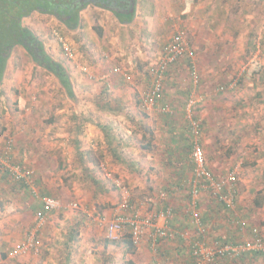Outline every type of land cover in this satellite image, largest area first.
<instances>
[{"label": "rangeland", "instance_id": "1", "mask_svg": "<svg viewBox=\"0 0 264 264\" xmlns=\"http://www.w3.org/2000/svg\"><path fill=\"white\" fill-rule=\"evenodd\" d=\"M189 19L193 31L189 27L184 28L194 47L195 57L185 58L172 67L173 83L169 84L165 78V86L173 85L170 89L173 87L174 113L170 116H173L174 134L178 136L180 129L188 130L187 106L193 100V112L203 127L200 141L210 170L218 178L230 172L238 174L240 193L234 210L229 211L216 203L208 191H202L197 198L192 197L188 183L192 178L193 150L187 148L186 151L185 144L175 147L174 142L173 163L179 162L181 167L185 165L187 173L180 174L173 166V172L166 170V176L162 175L165 172L155 161V151L158 153L159 148L155 144L153 154L141 156L140 167L130 171L123 180L113 172L108 173L111 180L98 174L108 185L109 192L102 194L97 191L98 186L91 182L89 176L91 171L86 173L83 168L81 171L69 168L73 166L72 140L69 141L73 129L70 115L75 104L65 96V90L52 75L36 67L25 51L17 48L9 59L0 87V152L11 137L14 140L11 154L14 161L25 162L33 169L31 187L35 210L42 204L40 199L43 196L56 198L61 207L49 214L45 226L37 234L36 251L34 249L30 256L20 260H9L0 254V264H59L67 255L64 242L71 229H76L78 235L77 242L72 245V264H126L131 258L126 248L110 243L106 230L98 228L94 222L96 215L107 216L120 203L121 193L113 187L116 179L122 181L135 203L153 206L155 201L160 208L172 207L173 229L189 232V239H177L173 245L167 244L166 247H173V255H168V264H190V246L197 236L188 213L193 200L198 203L201 216H205V211L210 215L208 223L204 224L211 229V238L217 237L212 230L220 228L219 231H223L228 224L232 228L229 231L235 232V240H243L237 235L235 218H242L250 226L258 227L264 236V177H260L264 168V0H193ZM28 21L25 20L32 24ZM33 23L42 30L50 29V36L55 31L61 36L64 34V38L68 36L64 32L62 34L51 18L39 15ZM151 63V67L157 64ZM171 74L172 70L167 74L169 78H172ZM75 96L76 107L82 108L76 112L81 114L83 110L86 115H91L88 105L98 102L100 95ZM156 113L154 110L144 112L142 108L133 113L146 122L143 124L147 130L146 145H151L149 142L154 140L153 126L149 122L157 118L154 116ZM119 115L123 117V114ZM133 130L137 132L138 128ZM88 135L89 130L85 132L86 138ZM88 143L87 147L84 144L86 151L90 150ZM184 153L187 155L185 159L180 157L185 156ZM91 157L101 160L104 152L101 149L96 153L91 151ZM110 163L120 166L112 160ZM0 177V215L9 217V212H16L12 206L14 195L10 194L13 184L3 178L1 172ZM164 178L173 182L172 191L161 189ZM179 183L183 184L180 188ZM160 189L172 193L167 200L158 203ZM259 201L262 206H257ZM37 216L35 213L34 218H30L32 229L37 224ZM24 218L25 222L26 216ZM202 220L206 219L202 217ZM4 226L6 229L13 225L8 222ZM2 234L0 232V236ZM250 238L251 234L245 237ZM133 258L140 261L138 254ZM225 260L224 264H235L232 259ZM251 262L264 264V256L256 255L253 260L236 264Z\"/></svg>", "mask_w": 264, "mask_h": 264}, {"label": "crops", "instance_id": "2", "mask_svg": "<svg viewBox=\"0 0 264 264\" xmlns=\"http://www.w3.org/2000/svg\"><path fill=\"white\" fill-rule=\"evenodd\" d=\"M191 1L190 11L186 12L187 0H137L134 18L131 23L123 22L120 17L110 11L100 8H87L81 12L79 26L74 30H67L55 19L40 13H34L26 19L27 21L29 20V23L32 22V24H27V22H25V24H27V26L30 25L29 27L38 33L44 42L47 43L48 52L68 69L75 95L79 94L80 97H91L92 95L102 96L106 94L111 97V100L107 101V104H102L105 106H98V102L93 104L90 103L88 105L90 113H92L91 116L93 117L91 118V123L86 126L88 128L87 130H89L88 138L85 136L86 129L84 135L81 137L83 145L86 144V147L87 142H89L90 150L88 151L90 152V155L91 151L96 153L99 149L104 152L103 159L98 161L94 160L95 163H87L91 174L93 176L97 174L94 177L102 183L104 182L103 179H105L106 176L108 177V173L110 172H113L115 175H120V178L123 180V177L127 176L132 169H135L134 167L136 165H138L136 166L138 169L141 165L139 164L141 156H145L146 154L152 155V149L155 148V144L159 146L158 153L155 151V161L159 165L158 168L164 170L165 173H161L162 175L165 174L166 176V170L173 172V166L180 171V174L187 173L185 165L181 167L179 162L173 163V142L176 144L175 147H177V145L182 147V144H185L186 151H188L187 148L193 150L191 134L189 130L185 128L184 130L180 129L178 136H176L174 134L175 125L173 126V116L162 114L159 111V109H161L160 107L165 106H169L173 109V87L170 89L173 85H167L164 87V94L158 103V110H154L157 112L154 116L157 118L150 119L149 123L153 126L151 129L153 134L152 132L151 134L154 139L151 141L149 140L151 145L145 144L147 137L146 126H143V124L146 123L145 120L138 115H133V113L137 111V108H141V98L152 85L150 69L153 63H149L152 61L158 63L161 59V54L165 45L171 40L172 36L179 31H183L185 34L187 33L184 28L185 26L193 31V28L189 25V22H191L189 14L193 5V0ZM39 15L51 18L55 22V25L60 26V29L63 32L67 31L66 35L68 36L65 37V39L73 51L72 57L64 51L61 43L57 42L54 32L53 36H50V29L47 30L44 28L45 30H42L39 26H35L33 21L39 19ZM189 44L194 48L190 42ZM172 67L173 65L170 68ZM145 69H147V71H145ZM171 70L172 74L170 76L172 78H169V75L166 77L169 84L173 83V68ZM171 70L169 69V71ZM75 89H77L79 93L76 92ZM65 96L68 97L66 92ZM134 97L135 99L138 98V103L137 101L135 102ZM71 101L76 106V96L74 97V100ZM119 114H123V117L120 118L122 115ZM108 115H112L113 117L109 118ZM104 117H106V119H104ZM99 121H103L105 126L112 128L110 133L112 135L109 137L110 142H107L104 134L98 129L99 127H97V125L99 124ZM136 127L138 128L137 132L133 130L136 129ZM71 140L72 138L69 139V141ZM181 141L184 142L181 143ZM86 147H84L85 150ZM72 152L73 156L71 155V165L73 166H69V168L76 169L74 171H81V163L76 159L74 150H72ZM184 154L185 156L180 157L185 159L187 155L186 153ZM116 156L119 157V159H116ZM111 160L117 162L120 166H113V164L110 163ZM20 163L25 164V162L21 161ZM131 165L133 167H131ZM0 172L2 173L3 178L13 184L10 194L14 195L12 206L14 210H16V212H9V217L6 215L2 217L0 215V232H3L0 236V254L9 260H20L30 256L31 253L26 256L17 257H10L9 253L26 241L27 236L33 230L31 225L33 222H30V218H34L35 213L37 215L39 214V211L43 208V202L42 199H40L42 204L36 206L35 210L31 185L15 182L11 178V175L1 168ZM98 174H101L103 179L100 178ZM261 176L264 177V168L260 171V177ZM262 180L264 181V179ZM116 181L118 180L116 179ZM118 182L122 183V181ZM162 183L163 185H161V189L164 190L165 188H168L171 189V191L173 190L171 184L173 182L170 180H165L164 178ZM179 184L180 188L183 184ZM163 190L158 192V203H160V200L164 201L162 193H168V197L169 194L172 193L171 191ZM116 191L118 190L116 189ZM120 195L122 196V193ZM153 203V206L150 205V203H144L145 206H143V209L146 212L152 213L156 210H161L159 204H156L155 201H153ZM150 206L151 208H149ZM113 213L114 209L109 215L103 216V218L109 220L112 218ZM98 215L95 216L94 222H96L95 224L98 228L101 227L105 229L99 224L97 218ZM25 216L26 221L24 222ZM201 217L206 219L202 220L204 224L207 222L210 215H207V212L205 211V216ZM8 222L13 226H8V228L3 229L5 227L4 225ZM171 227L173 228V220L171 222ZM205 227L208 229L209 234H211L209 231L211 229L207 227V224ZM224 227H227L228 229H225L227 230L226 234L224 232L225 230L219 231V228L217 231L212 230L214 235L223 241L228 240V242H236L235 232L231 231V226L226 224ZM251 228L252 226L250 225L245 231H241L237 228V235L241 236L242 239H245L247 235H250ZM229 229L231 230L229 231ZM168 243L163 244L160 248V260L156 259L147 241H145L139 248H136L135 251H130L125 245L124 247L126 248L127 254L131 257L128 261H133L136 264H168V255H173V241L170 242L172 248L166 247ZM179 251L180 250H178V252ZM137 254L140 256L139 262H136L133 258ZM254 258H256V255L243 254L238 259L232 261L236 264V262H242L249 259L253 260ZM189 259L188 262L193 264L194 259L191 255H189ZM225 262L226 260H222L221 264H224ZM59 264H61V261Z\"/></svg>", "mask_w": 264, "mask_h": 264}, {"label": "built area", "instance_id": "3", "mask_svg": "<svg viewBox=\"0 0 264 264\" xmlns=\"http://www.w3.org/2000/svg\"><path fill=\"white\" fill-rule=\"evenodd\" d=\"M55 38L61 43L64 51L73 56V51L66 39L55 31ZM195 51L190 46L187 36L183 31L177 32L165 45L161 54V59L150 69L152 77V87L143 94L141 98V108L144 112L158 110V103L164 94L165 78L170 67L185 58L193 59ZM195 102L193 100L187 106L188 128L192 138L193 166L192 178L188 183L190 194L197 198L201 191H208L216 202L222 204L227 210L232 211L236 206L239 196L238 174L230 172L223 178L216 177L209 169L205 152L201 146L203 133L202 124L196 119L193 112ZM162 114L173 115L174 110L169 106L160 107ZM14 140L9 137L5 141V148L0 152V168L11 175L15 182L31 185L34 178V171L26 164L15 162L12 157ZM108 178L111 175L108 174ZM119 181V180H118ZM115 181L122 199L114 209L112 218L106 220L98 215L99 224L106 229L111 241H122L128 234L131 236L133 245L139 248L145 241L149 243L150 249L157 260L160 255V248L165 243H170L177 239L187 240L190 234L186 230H175L171 227L174 217L173 208H161L155 212H146L143 203H135L128 190L121 182ZM163 200L168 198V193H162ZM43 209L37 216V224L32 232L27 236L24 243L9 253L10 257L26 256L37 250V234L45 226L48 214L59 210L60 202L53 197H43ZM77 207V205H74ZM190 223L194 225L197 236L191 242L190 254L194 259L193 264H221L225 259H238L243 254L264 256V236L258 227L250 229L251 238L241 241L226 242L218 237L211 238L208 229L202 221L201 213L198 210V203L193 200L188 210ZM236 227L245 231L249 228V223L242 218H235Z\"/></svg>", "mask_w": 264, "mask_h": 264}, {"label": "trees", "instance_id": "4", "mask_svg": "<svg viewBox=\"0 0 264 264\" xmlns=\"http://www.w3.org/2000/svg\"><path fill=\"white\" fill-rule=\"evenodd\" d=\"M191 3V0H187L186 12L190 11ZM80 11L81 7L79 5L74 6V0H0V87L2 86L11 55L15 49L22 48L29 56L33 64L44 70L46 73L52 75L57 80L61 88L65 90L68 97L73 100L75 94L73 92V86L68 69L48 52L47 43L44 42L40 35L32 28L25 25V20L34 13H40L55 19L67 30H74L80 23ZM117 16L120 17L123 22L131 23L134 18V13ZM56 27L60 29L59 25ZM64 33L67 34V31ZM97 101L98 103H96L98 106L107 104L108 96L104 94L100 96ZM74 108L75 110L73 109L70 115L71 123L73 124L72 147L76 159H78L81 163V167L86 173H90L87 163L95 162L91 157L90 152L84 149L81 137L84 135L86 126L91 123V118L93 116L89 114L86 115L87 112H84L83 110L81 114H78L76 111L79 110V108L76 106H74ZM98 123V129L104 134L107 142H110L109 137L112 135L110 134L112 128L105 126L103 121H99ZM116 159H119V157L116 156ZM136 166L134 167L135 169H132V171L137 170ZM131 167L133 166L131 165ZM89 176L92 183L98 186L97 191L102 194L109 192L108 185L105 182H100V180L96 179L92 174H89ZM113 187L115 190L117 189L119 191L116 183H114ZM257 206H262V203L260 201L257 202ZM77 236L76 229H71V231L67 234V239L64 242L65 248L67 249V255L61 259V264L73 263L72 259L74 254L72 251V245L77 242ZM130 237L131 236L127 234L122 241H110V243L123 246L125 245V247H127L130 251H135L136 247L133 245ZM226 242H228V240H226ZM126 264L136 263L133 261H127Z\"/></svg>", "mask_w": 264, "mask_h": 264}, {"label": "flooded vegetation", "instance_id": "5", "mask_svg": "<svg viewBox=\"0 0 264 264\" xmlns=\"http://www.w3.org/2000/svg\"><path fill=\"white\" fill-rule=\"evenodd\" d=\"M75 5L81 7L80 15L87 8H100L115 15H129L135 13L137 0H74Z\"/></svg>", "mask_w": 264, "mask_h": 264}, {"label": "water", "instance_id": "6", "mask_svg": "<svg viewBox=\"0 0 264 264\" xmlns=\"http://www.w3.org/2000/svg\"><path fill=\"white\" fill-rule=\"evenodd\" d=\"M65 66V65H64ZM66 67V66H65Z\"/></svg>", "mask_w": 264, "mask_h": 264}, {"label": "clouds", "instance_id": "7", "mask_svg": "<svg viewBox=\"0 0 264 264\" xmlns=\"http://www.w3.org/2000/svg\"><path fill=\"white\" fill-rule=\"evenodd\" d=\"M191 255V254H190Z\"/></svg>", "mask_w": 264, "mask_h": 264}]
</instances>
